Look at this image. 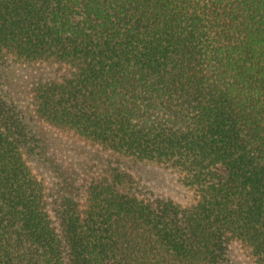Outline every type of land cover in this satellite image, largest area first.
<instances>
[{
	"label": "trees",
	"instance_id": "16d2710c",
	"mask_svg": "<svg viewBox=\"0 0 264 264\" xmlns=\"http://www.w3.org/2000/svg\"><path fill=\"white\" fill-rule=\"evenodd\" d=\"M42 128L94 154L49 171ZM234 250L264 264V0H0V264Z\"/></svg>",
	"mask_w": 264,
	"mask_h": 264
},
{
	"label": "rangeland",
	"instance_id": "374dc122",
	"mask_svg": "<svg viewBox=\"0 0 264 264\" xmlns=\"http://www.w3.org/2000/svg\"><path fill=\"white\" fill-rule=\"evenodd\" d=\"M41 132L44 140L42 142L43 158L40 159V162L46 165V169L49 171H52L53 167L55 171H66L68 168L71 170L78 167L82 169L84 162L94 154L93 148L83 147L70 135L48 128H42ZM131 169L156 193L181 202H187L190 199L189 191L179 182L173 172L153 164L137 162L132 163ZM49 171L46 174H50ZM240 253V250L233 251L237 264H251Z\"/></svg>",
	"mask_w": 264,
	"mask_h": 264
}]
</instances>
